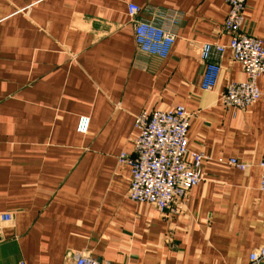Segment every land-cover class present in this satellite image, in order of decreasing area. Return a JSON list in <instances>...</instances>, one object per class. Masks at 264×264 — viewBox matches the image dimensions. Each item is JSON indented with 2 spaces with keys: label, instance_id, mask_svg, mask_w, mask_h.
Masks as SVG:
<instances>
[{
  "label": "crops",
  "instance_id": "obj_1",
  "mask_svg": "<svg viewBox=\"0 0 264 264\" xmlns=\"http://www.w3.org/2000/svg\"><path fill=\"white\" fill-rule=\"evenodd\" d=\"M175 12L169 54L142 51L128 4ZM226 0H0V213L13 218L0 264H252L264 245L263 96L236 110L221 94L244 81L230 50L213 90L201 87L203 42L228 45ZM243 30L264 40V0H248ZM184 106L189 149L205 178L179 208L128 197L135 116ZM89 117V130H78ZM235 158L246 169L219 162ZM264 264V260L260 263Z\"/></svg>",
  "mask_w": 264,
  "mask_h": 264
},
{
  "label": "built area",
  "instance_id": "obj_2",
  "mask_svg": "<svg viewBox=\"0 0 264 264\" xmlns=\"http://www.w3.org/2000/svg\"><path fill=\"white\" fill-rule=\"evenodd\" d=\"M229 12L222 26L231 36L228 45L218 42H203L201 57L205 71L201 82L204 90H213L219 81L222 67L214 59L230 50L232 58L240 62L246 73L244 81L228 83L221 94V102L236 110L255 104L263 92L258 79L264 75V40L247 34L243 30L245 10L248 0H226ZM147 8L135 3L128 4V14L134 24L138 47L151 54L166 57L175 42L176 33L165 26L166 21L176 22L175 12H159L151 18H140L139 14ZM191 113L184 106L167 109L142 110L135 116L138 135L134 140V155L123 151L118 156L119 163L131 167V183L128 197L136 202H148L160 211L175 210L180 207L191 188L205 178L202 162L207 159L203 151L189 149L188 131ZM89 117L80 118L78 130L87 133ZM244 170L246 163L235 158L219 160ZM260 189L264 191V155L260 162ZM12 214L0 213V236L12 221ZM67 264H103L100 260L77 255L69 258ZM264 260V245L250 252V262L260 264ZM66 264V263H65Z\"/></svg>",
  "mask_w": 264,
  "mask_h": 264
},
{
  "label": "water",
  "instance_id": "obj_3",
  "mask_svg": "<svg viewBox=\"0 0 264 264\" xmlns=\"http://www.w3.org/2000/svg\"><path fill=\"white\" fill-rule=\"evenodd\" d=\"M1 238H2V236H0V239ZM69 261H70V259L68 258L65 263L67 264V263H69Z\"/></svg>",
  "mask_w": 264,
  "mask_h": 264
}]
</instances>
